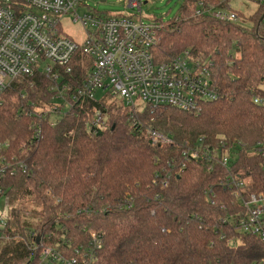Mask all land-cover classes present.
Masks as SVG:
<instances>
[{"label":"trees","instance_id":"1","mask_svg":"<svg viewBox=\"0 0 264 264\" xmlns=\"http://www.w3.org/2000/svg\"><path fill=\"white\" fill-rule=\"evenodd\" d=\"M195 5L186 0L175 19L154 21L164 25L156 61L186 51L210 60L219 91L217 100L203 103L198 116L163 108L141 117L144 124L171 134L174 149L153 147L121 101H105L114 98L109 94L98 102L74 104L54 127L43 119L42 138L29 149L32 125L40 122L30 113L52 105V83L41 75L21 77L0 95V155L26 160L30 167L27 175L3 179L11 213L10 238L0 239V264H28L31 231L45 238L59 235L60 225L75 238L86 227L101 232L103 264H250L264 259L259 239L233 229H225L222 238L217 223L221 211L209 200L216 178L205 164L179 170L169 166L185 141L204 138L212 144L220 137L251 147L264 140V105L253 102L254 97L264 100V6L249 17L248 27L196 17ZM85 75L75 66L65 79L68 98ZM97 109L108 112L110 127L95 134L85 119Z\"/></svg>","mask_w":264,"mask_h":264},{"label":"built area","instance_id":"2","mask_svg":"<svg viewBox=\"0 0 264 264\" xmlns=\"http://www.w3.org/2000/svg\"><path fill=\"white\" fill-rule=\"evenodd\" d=\"M142 1L129 0V6L141 10ZM149 1L157 0L145 3ZM191 1L196 4V17L207 15L224 23L241 20L232 9L233 0H219V5L209 4L210 0ZM243 1L253 2L257 8L264 6V0ZM85 8L88 12L80 16L79 10ZM69 16L86 30L82 44L62 33L61 23ZM163 27V23L147 24L132 17L103 15L91 10L87 0H0V95L21 77L41 75L52 83L49 88L53 93L52 105L30 113L38 116L40 122L32 125L34 136L29 149L42 138L43 119L54 127L58 120L52 119L53 115H67L81 101L98 102L96 94L100 91L121 99L133 125L150 139L153 147L174 149L176 141L171 134L151 124L144 125L141 117H149L163 108L198 116L203 103L217 100L219 91L213 81L210 60L196 59L186 51L166 62L156 61L154 50ZM78 55L82 58L77 61ZM75 66L83 68L86 75L68 98L69 84L65 79L72 76ZM253 99L254 104L264 105L261 98ZM58 101L64 106L57 105ZM85 121L87 129L95 134L109 128L106 110L87 114ZM181 148L170 167L175 165L177 170L190 163L205 164L216 178L209 200L213 208L221 211L217 223L222 238H226L225 229H233L259 239L264 246V140L247 147L220 137L212 139V144L200 138L185 141ZM29 172L26 160L0 155L1 240L10 238L6 230L11 213L3 179ZM167 184L166 180L164 187ZM58 232L59 235L43 238L31 231L26 242L31 253L28 264H103L101 232L86 227L81 238H75L63 225ZM229 244L236 246V241ZM250 264H264V259Z\"/></svg>","mask_w":264,"mask_h":264},{"label":"rangeland","instance_id":"3","mask_svg":"<svg viewBox=\"0 0 264 264\" xmlns=\"http://www.w3.org/2000/svg\"><path fill=\"white\" fill-rule=\"evenodd\" d=\"M146 1L147 0L142 1L143 5L141 10L130 7L129 0H106L105 3L100 0H87V4L91 10H96L103 15L132 17L135 21L142 20L150 24L155 20H162L166 23L175 19L186 0H157L149 1L144 4ZM231 6L233 10L242 14L243 18H241L239 22L249 27L251 25L249 17L255 12L257 8L256 4L249 1L234 0L231 2ZM87 12V8L79 10L80 16H84ZM61 29L65 36L72 38L78 44H82L85 41L86 30L80 22L74 21L73 16L66 17L62 21ZM261 88L264 90V85H262ZM103 95V92H97L96 99L98 101L101 100ZM114 100L121 101L119 97H109L105 101L113 102ZM56 104L64 106L62 101H58ZM61 117V115H53L52 119L59 120Z\"/></svg>","mask_w":264,"mask_h":264},{"label":"water","instance_id":"4","mask_svg":"<svg viewBox=\"0 0 264 264\" xmlns=\"http://www.w3.org/2000/svg\"><path fill=\"white\" fill-rule=\"evenodd\" d=\"M101 2L105 3L106 0H100ZM146 4V3H145ZM40 238H38L37 243H39Z\"/></svg>","mask_w":264,"mask_h":264},{"label":"crops","instance_id":"5","mask_svg":"<svg viewBox=\"0 0 264 264\" xmlns=\"http://www.w3.org/2000/svg\"><path fill=\"white\" fill-rule=\"evenodd\" d=\"M234 1V0H233ZM241 1H243V0H241ZM257 11V8H256V10H255V12Z\"/></svg>","mask_w":264,"mask_h":264}]
</instances>
